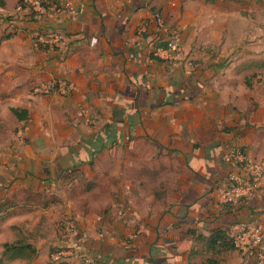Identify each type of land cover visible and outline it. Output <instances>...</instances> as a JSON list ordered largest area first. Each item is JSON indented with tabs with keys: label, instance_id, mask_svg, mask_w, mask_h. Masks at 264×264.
<instances>
[{
	"label": "crops",
	"instance_id": "0c3cea01",
	"mask_svg": "<svg viewBox=\"0 0 264 264\" xmlns=\"http://www.w3.org/2000/svg\"><path fill=\"white\" fill-rule=\"evenodd\" d=\"M18 1L0 7V263L45 264L68 219L101 264H255L197 237L264 228V182L219 202L229 147L264 159L259 0H68L56 22L12 29ZM155 12L181 32L189 74L150 59ZM46 28L66 41L40 49ZM54 80L70 92L42 93Z\"/></svg>",
	"mask_w": 264,
	"mask_h": 264
},
{
	"label": "built area",
	"instance_id": "2783aa9c",
	"mask_svg": "<svg viewBox=\"0 0 264 264\" xmlns=\"http://www.w3.org/2000/svg\"><path fill=\"white\" fill-rule=\"evenodd\" d=\"M73 11L68 0H19L8 25L12 28L19 20L30 22L43 17L52 18L56 22L63 14H71ZM152 21L165 44L164 47L157 48L154 55L169 66H182L183 70L189 74L193 63L183 50L181 32L176 28L167 27L159 12L153 14ZM33 41L36 46L50 49L63 44L66 37L58 29L46 28L44 32L35 33ZM70 89L65 83L54 80L44 84L41 92L67 94ZM223 161L228 168V174L219 196V202L223 206H235L241 200L251 197L264 182V159H254L242 148L229 147L223 156ZM64 231L65 238H67L66 249H60L52 254L51 263L98 264L79 244L78 233L73 221L69 220L66 223ZM230 238L234 250L254 260L255 264H264L263 227L258 224L241 223Z\"/></svg>",
	"mask_w": 264,
	"mask_h": 264
},
{
	"label": "trees",
	"instance_id": "16d2710c",
	"mask_svg": "<svg viewBox=\"0 0 264 264\" xmlns=\"http://www.w3.org/2000/svg\"><path fill=\"white\" fill-rule=\"evenodd\" d=\"M4 6V2L3 0H0V7H3ZM10 19V18H9ZM9 19L7 18L6 21L8 22ZM33 21V20H32ZM13 29V28H12ZM13 33V32H12ZM11 37V34H8L6 36L3 37V39H9ZM165 44L163 42V39L162 37H158V41L156 42L155 46H154V51L157 49V48H162L164 47ZM40 49H48V48H42L40 46H38ZM150 59L152 60H155V61H160L159 58H157L155 55H154V52L153 54L151 53L150 54ZM10 112L18 119V120H21V119H24V115H25V111L23 110H18V109H10ZM23 114V115H21ZM247 153V152H246ZM222 161H223V158H222ZM224 163V161H223ZM247 198L241 200L238 204H241L243 203ZM238 204H236L235 206H225L226 209L228 210H232L233 208H235ZM75 223V222H74ZM77 230V229H76ZM78 233V231H77ZM198 240L202 241L203 243H205L208 247V249L211 250V252H213V255L214 253H219V251H226V250H234L232 244H231V238L222 230H217V231H214L212 232V234H210L209 237L205 238V237H202V236H198L197 237ZM79 244L81 245L80 241H78ZM82 246V245H81ZM84 247V246H83ZM216 248H218L219 250H216ZM15 249V248H13ZM221 249V250H220ZM85 250V248H84ZM86 253L89 255V253L87 252V250H85ZM90 256V255H89ZM210 262H213V263H216L214 262L213 260H209ZM254 261V260H252ZM96 262L98 264H101L100 262H98L96 260ZM255 263V261H254Z\"/></svg>",
	"mask_w": 264,
	"mask_h": 264
},
{
	"label": "rangeland",
	"instance_id": "374dc122",
	"mask_svg": "<svg viewBox=\"0 0 264 264\" xmlns=\"http://www.w3.org/2000/svg\"><path fill=\"white\" fill-rule=\"evenodd\" d=\"M256 3H257V0H256ZM259 3V6L261 7V9H264V0H259L258 1ZM68 219H62L61 221H59L58 223V230H59V239L62 237V243L58 246H51L49 243H45L44 246H42L41 248H39V254H37V257L39 256H43V258H45V264H54V263H51L50 262V256L52 254H54L56 251L60 250V249H66V241H67V238H65V235H64V230H65V226H66V223H68ZM48 240H46L47 242ZM61 241V240H60ZM82 247L84 246L82 242H80ZM85 248V247H83ZM86 250V249H85ZM47 258V259H46ZM96 261V260H95ZM1 264V263H0ZM26 264H29V263H26ZM32 264V262L30 263ZM56 264H73L71 262H61V263H56Z\"/></svg>",
	"mask_w": 264,
	"mask_h": 264
}]
</instances>
